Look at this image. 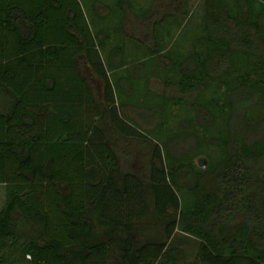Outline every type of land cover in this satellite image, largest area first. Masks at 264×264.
Instances as JSON below:
<instances>
[{
	"label": "trees",
	"instance_id": "1",
	"mask_svg": "<svg viewBox=\"0 0 264 264\" xmlns=\"http://www.w3.org/2000/svg\"><path fill=\"white\" fill-rule=\"evenodd\" d=\"M186 4L134 15L153 18L147 42L123 16L106 28L102 0L83 1L89 21L80 0H0V264H179L176 230L198 240L186 264H264V0H203L181 42ZM139 76L145 130L124 112ZM180 135L193 144L173 150ZM132 140L145 173L125 167Z\"/></svg>",
	"mask_w": 264,
	"mask_h": 264
},
{
	"label": "rangeland",
	"instance_id": "2",
	"mask_svg": "<svg viewBox=\"0 0 264 264\" xmlns=\"http://www.w3.org/2000/svg\"><path fill=\"white\" fill-rule=\"evenodd\" d=\"M80 1L83 6L87 20L89 21L92 18V16L96 17L97 11L96 10L94 11L92 7H91V10L86 11L83 5L84 0H80ZM102 1L105 2V5L104 6L101 5L98 11L102 15V19L104 18L103 17L104 14L109 12V15L107 17L108 21H106L107 27L105 26L106 28L113 29L112 23H114L116 19L119 20L123 16L122 17L123 26L126 25L128 32L131 34L133 33L137 35V37L146 38L148 42V40L150 39V31H149L150 23L153 18L150 21H148L146 24V23H142L139 19L135 18L134 15L141 14L143 10L148 8L150 5V0H148L147 2L146 0H102ZM134 2H142V4L137 3L138 5H141V6H137L135 5ZM202 3H203V0H187L186 9L188 13L190 14H188V17L185 16L186 18L180 21L182 23L184 20L187 19L185 23H183L185 27L183 28V30L172 34L173 36L176 35L175 39L177 41L182 42L185 40H190V38H194L199 35V31L200 29L202 30V27H199V23H201V21H200V17L197 16L196 11L201 10ZM112 10L114 14L110 15ZM119 38H122V37H119ZM168 40L170 39H166L165 37L164 41L165 42L167 41L168 43L163 46V50H166L169 47L170 42H172V41L169 42ZM147 44L150 46L151 43L149 42ZM138 52H139V55L142 54V49L139 50ZM123 58L124 57L121 55L120 56L115 55L114 57L111 58V60L116 62ZM140 80H141L140 76L137 79L133 80L135 82V87H138V90L133 89L130 92V94L132 95V98L130 99V101H132V103L134 104V108L129 106L125 109L124 112L127 116L130 117L129 118L126 116V118H128V121L131 125L135 127H140L141 129L145 130V129L152 127L153 124H155L158 121V119L156 118V113H153L151 115L152 111H148V109L143 104V101L141 99V89H140L141 81ZM94 81H96L98 88L100 89L101 87L100 80L96 79ZM121 84H122L123 90L120 95L122 96V100H125L126 95L129 94L125 91L127 87L126 86L127 83L121 81ZM148 84H149V87L156 92H164V93H167L169 95H174V96L181 95L180 91L177 89L176 86L164 87L159 77L152 76L149 79ZM185 96L186 95H184V97ZM150 116H154L155 118H151ZM207 118L208 117H206L205 115V117L201 118V121L203 123H206ZM150 134L156 137V139H158L159 142L161 143L160 140H161V137L164 136L163 134L162 135L156 134L155 132L150 133ZM129 143H130L129 146L132 148L131 152L133 153V156H132V159H130L129 161L124 162L125 167L132 168L133 166L138 172L145 173L146 167L148 164V159L151 153L150 145L144 142H141L139 140H132ZM187 144L188 145L193 144L192 137H184L180 135L178 137H175V139L170 143V147L173 150H177L179 148H185V147L187 148L186 146ZM199 159H202L204 161L203 165L198 164ZM194 162L196 163L197 166L203 168L208 163V160L204 155H200L194 159ZM178 181L180 183L192 182V176L189 172L183 170L180 172ZM1 187L2 186H0V202H1L2 194L5 195V189L4 187L2 188ZM169 244L170 246L176 247L182 251L179 264H186L188 261L193 259L195 255V251L197 249L198 240L179 230H176Z\"/></svg>",
	"mask_w": 264,
	"mask_h": 264
},
{
	"label": "crops",
	"instance_id": "3",
	"mask_svg": "<svg viewBox=\"0 0 264 264\" xmlns=\"http://www.w3.org/2000/svg\"><path fill=\"white\" fill-rule=\"evenodd\" d=\"M0 186L4 187L3 184H0ZM2 187H1V188H2ZM4 189H5V188H4ZM4 201H5V195L2 194V198H1V202H0V209L2 208V206H3V204H4Z\"/></svg>",
	"mask_w": 264,
	"mask_h": 264
},
{
	"label": "water",
	"instance_id": "4",
	"mask_svg": "<svg viewBox=\"0 0 264 264\" xmlns=\"http://www.w3.org/2000/svg\"><path fill=\"white\" fill-rule=\"evenodd\" d=\"M198 164H199V165H203V164H204V161H203L202 159H199V160H198Z\"/></svg>",
	"mask_w": 264,
	"mask_h": 264
}]
</instances>
